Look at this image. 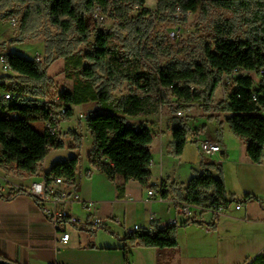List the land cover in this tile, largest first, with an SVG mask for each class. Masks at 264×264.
<instances>
[{
  "label": "trees",
  "instance_id": "16d2710c",
  "mask_svg": "<svg viewBox=\"0 0 264 264\" xmlns=\"http://www.w3.org/2000/svg\"><path fill=\"white\" fill-rule=\"evenodd\" d=\"M14 0H0V18L10 19ZM28 3L23 27L18 38L35 36L43 21H49L60 30L56 38L45 42L44 61L29 59L19 52L6 54V59L15 76L2 77L5 92L11 98L0 97V166L8 171L17 170L37 175L41 165L52 148L64 146L51 133V127L38 131L32 123L58 121L52 106L41 99L47 97L46 85L50 77L47 66L54 60L63 58L66 70L71 64L79 78L71 90L61 95L65 118L74 113V106L94 102L99 110L87 118V125L94 138V146L89 153L91 164L105 170L112 180L121 175L124 183L130 179L149 185L152 177L150 164L143 151L131 149L128 134L131 119L156 117L164 105L171 107L173 122L172 154L181 156L187 146L190 127L187 120L178 115L184 111L186 85L179 80L161 75V60L177 61L183 56L188 64L200 65L205 70L206 81L201 89L200 101L209 111L216 91L225 74L241 69L253 72L264 68V1L256 3L253 17L244 19L249 30L243 37L239 28L228 18L217 19L199 35L182 38L179 43L168 40L167 34L155 28L157 20L174 22L175 14L202 12L210 14V8L231 10L240 5L245 10L252 9L251 0H159L156 11L147 6L148 0H15ZM96 8H101L112 20L113 26L104 29L93 19ZM134 12H137L134 14ZM54 37V38H53ZM68 37L75 38L74 41ZM83 44L84 48L79 46ZM86 60V62H84ZM7 82V83H6ZM128 88V94L117 98L115 92ZM260 89L264 93V74ZM240 92L229 94L233 103H244ZM234 133L247 144V154L256 164L264 160V116L258 118H235L232 120ZM150 128H145V131ZM144 128L135 126L133 134L141 135ZM75 133V132H74ZM74 148L81 144L80 137ZM106 160L113 163L108 169ZM80 163L78 155L54 163L45 173V180L52 184L57 178L75 180ZM203 170L196 172L187 187L186 200L193 203H209L225 209L236 201L227 188L219 167L213 162L203 163ZM218 171L216 176L213 171ZM122 192L124 184L118 185ZM21 194H29L25 188L5 198L12 199ZM254 195L248 194L247 199ZM167 194L163 190V198ZM34 199L40 203L37 197ZM240 202V201H238ZM243 203V202H240ZM216 217L218 213H215ZM193 221L176 225H165L153 230L142 229L127 233L122 240L133 245L158 249L177 248L178 230ZM92 231L103 228L113 232L106 224L87 223L85 228ZM1 259L8 260L0 255ZM246 264H264V250Z\"/></svg>",
  "mask_w": 264,
  "mask_h": 264
},
{
  "label": "crops",
  "instance_id": "0c3cea01",
  "mask_svg": "<svg viewBox=\"0 0 264 264\" xmlns=\"http://www.w3.org/2000/svg\"><path fill=\"white\" fill-rule=\"evenodd\" d=\"M12 52H17L14 46L4 45L3 54ZM248 73H245L244 78L250 77ZM15 75L16 73L13 76ZM2 82L5 81L0 80V87ZM1 90L5 92L3 86ZM237 91L241 92L240 89ZM224 96L226 98L225 92ZM260 96H262L261 92ZM247 103L248 101L245 100L243 104L249 107ZM214 105L217 104L214 102ZM251 109L254 110V108ZM255 112L264 116L262 109ZM171 118L166 117L158 120L154 117H142L131 119L132 133L133 128L141 123H149L150 129L141 135H129V146H133L130 148L143 151L146 158L148 155L154 157L160 154L161 161L166 153L172 154L174 125ZM235 118L231 117L229 122L231 123V120ZM32 125L34 126V123ZM44 126V129L34 127L43 132L46 124ZM230 126L232 128V123ZM234 135L236 138L233 136V139L238 143L239 151H241L237 162L251 165L254 162L247 154L246 142L235 133ZM215 140L221 143V151L210 155L203 154L201 151L203 157L209 156L215 161L202 159L200 163L190 156V159L186 158V161L182 162L188 154L186 146L183 154L179 156L182 159L179 161L180 167L184 165L183 163L187 167V172L183 177L179 171L171 174L169 170H165L160 177L156 179L151 177L149 185L146 186L132 179L125 184L123 177L118 174L115 175V180H112L105 170L94 167L91 162L90 168L86 169V174L81 170L79 171L78 166L74 187L69 188L70 190L77 189L84 200L95 201V207L89 210L85 209L80 202L72 200L58 201L55 198H50L38 203L30 194H21L12 199L5 198L21 188L27 189L33 183L42 182L45 173L51 169L55 162L78 155L76 150L72 151V155L69 157L64 155L53 157L57 148H52L37 175H30L17 170L8 171L0 166V255L18 264H128L126 248L129 245L136 248V245H131L127 243L128 241L122 240L126 230L119 228L117 225L119 222L114 218H119L120 222L121 220L125 222L127 212L123 218L120 217L119 213L124 210V206L132 205V212L138 214L133 227L135 225L153 226L155 229L165 225L171 219H177L178 224L193 221L188 226L180 227L178 236L180 238L182 231L191 234L185 251L195 261H204L206 257L214 259L218 257L220 259V261L218 260L219 264H246L252 261L264 250V208L262 206H256L252 204V201L246 204L243 202L240 209L235 206L234 211H229L226 208L217 217L208 209L191 208L192 214L186 215L180 208L183 203L190 202L186 200L187 187L196 172L203 170V163L213 162L220 169L226 161L235 155L225 132L220 137H216ZM240 145L246 146V152L244 150L243 154ZM221 155H224L225 158ZM78 156L80 158V155ZM149 162L155 163L153 159H150ZM106 163L109 165L108 169L113 167L110 160H106ZM198 164H200L199 168L197 167ZM213 173L216 176L220 175L216 170ZM221 174L224 178L223 171ZM123 184L124 190L119 192L117 186ZM66 187L67 185H58L60 189ZM133 189L137 194L135 198L130 195ZM150 190H155L156 194L154 196L149 195ZM163 190L167 194L166 198H163ZM200 204L205 207L209 205L207 202ZM49 208L54 211L68 210L76 218V221L57 225L55 218L47 213ZM207 214L211 215L208 219L205 217ZM151 216L155 218L153 222L150 219ZM96 217L101 218L103 223L113 232L103 228L96 231L85 228L87 223L92 224L93 218ZM63 232H70L71 234L68 243L60 242ZM233 240H240V242L235 243ZM154 264L157 263L154 262Z\"/></svg>",
  "mask_w": 264,
  "mask_h": 264
},
{
  "label": "rangeland",
  "instance_id": "374dc122",
  "mask_svg": "<svg viewBox=\"0 0 264 264\" xmlns=\"http://www.w3.org/2000/svg\"><path fill=\"white\" fill-rule=\"evenodd\" d=\"M259 0H251L252 9L245 10L240 5H237L231 10H224L220 8H210V14L205 16L202 12L193 13L189 11L187 14L183 13L181 10L175 14L177 20L174 22H161L157 20L155 23V28L164 31L167 34L168 40L172 43H179L182 38H188L192 35H199L198 31L202 29H208V26L212 25L217 19L228 18L232 20L237 28H239V34L245 36L249 30V24L244 23V19L253 17V12L256 10V3ZM264 1V0H262ZM159 0H148L147 6L156 11L158 8ZM28 3L15 2L11 3L10 10L14 12L11 18H16L18 20V26L15 28L11 25L10 19L3 20L0 18V56L3 54L4 45H12L14 49L20 54L24 55L29 59H34L37 56L40 60L44 61V49L45 42L49 37L58 36L60 30L52 26L51 23L45 19L41 22L36 35L28 36L27 39H21L19 41L12 42L14 38H18L21 34V28L23 27V18L25 16L26 7ZM264 10V9H263ZM100 11V17H96V12ZM137 12H134L136 14ZM93 19L99 22V26L104 29H110L113 26V21L110 20L105 12L101 8H96L93 13ZM171 29H176L178 31V37L172 40L168 36V31ZM53 37V38H54ZM72 42L75 40L73 37H68ZM76 42V41H74ZM85 45L81 44L80 48H84ZM177 61L169 60L168 58H163L161 60V75L171 77L179 80L182 84L186 85V98L184 100L185 109L181 115L183 118L187 119V124L190 127V133L188 136V154L184 159H180L179 156L166 153L164 159L160 158V154L154 157L147 156V161L150 164V168L153 172L152 179H156L162 175L165 170H169L171 174L177 173L183 177L187 172V167L184 165L180 167L179 161H186V158L196 159L200 163L202 159L205 161H215L209 156L202 155L199 147V141L205 139H213L220 137L223 132H225L226 138L230 142V145L234 149V156L226 161L223 166H221L220 172L223 171L224 180L226 182L227 188L231 194H234L236 199L229 208L226 210L234 211L238 201L244 202V204L252 201V204L256 206H262L264 208V160L261 164L252 163L251 165L244 164L243 162H237L238 156L240 155L239 145L233 139L235 137L233 129L231 128V123L229 119L231 117L236 118H258L261 114L255 112L261 110L264 112V93L259 89L261 77L256 72H249V78H244L245 73H240V75H235L232 79V83L227 85L225 80V75L222 78V84L216 91L214 102L211 104V109L207 111L205 109V104L200 101L201 89L206 81L205 70L200 65H192L186 63L184 57L181 56ZM86 62V60L84 61ZM47 72L50 77L49 83L46 85L47 97L41 99L42 101L48 102L52 108L56 117L58 112L62 108V101L60 98L61 93L64 90H71L74 87L75 81L79 78L77 70L74 69V65L71 64L69 69L66 70V61L63 58H58L54 60L50 65L47 66ZM15 73L11 69H4V64L0 61V80L1 77L13 76ZM239 78V79H236ZM226 81V80H225ZM224 82V83H223ZM240 84V86H238ZM0 94L5 93L1 90ZM240 89L241 94L244 96V101H248L250 95L259 90L261 92L260 99L258 102L248 101L247 107L245 104L233 103L229 97V94L233 91ZM224 90V91H223ZM224 92L226 98L224 96ZM1 94V95H2ZM117 98L128 94V88H125L122 92H115ZM227 105V107H225ZM226 108V111H225ZM251 108H254L252 110ZM228 109V110H227ZM99 107L96 103L90 102L74 106V113L72 116L65 118L60 117L58 129L62 132V139L65 142L64 146L57 148L53 157L57 155H64L66 157L71 156L72 151L76 150V153L80 155V165L79 171L86 174V169L90 168L89 153L94 146L93 135L87 125L86 116H89L92 112L98 111ZM190 110V111H189ZM228 111V112H227ZM189 113V114H188ZM82 115H85L82 117ZM171 107L166 104L161 109L159 115L154 117V119H165L166 117L171 118ZM233 120V119H232ZM231 120V122H232ZM45 123L35 122L34 126L38 129H44ZM75 132V133H74ZM128 134L131 136L132 133V122H129ZM80 137L81 144L77 148L72 146L77 140L74 137ZM236 138V137H235ZM240 140V139H239ZM240 142H242L240 140ZM242 144H244L242 142ZM242 148V154L246 146L240 145ZM133 148L132 145H130ZM225 158L224 155H221ZM58 157V156H57ZM150 159H153L155 163H150ZM162 162V164H161ZM191 167V165H189ZM200 167V164L197 166ZM180 175L178 176L180 178ZM254 195L251 199H247V195ZM134 198L137 196L135 189L130 194ZM125 212H127L126 220H121L118 225L119 228L126 230L129 233L133 229L134 221L138 218V214L132 212V205L124 206V210L119 213L120 217L123 218ZM200 212V211H199ZM210 214L205 217L210 218ZM94 219V218H93ZM180 238L178 236L179 246L177 248L169 249H158L152 247H142L136 245V248H132L130 245L126 248V256L128 264H219L218 257L214 258L206 257L204 261L193 260L189 253L185 251L187 249V244L189 242L191 234L186 231H182ZM124 235V236H125ZM264 235V233H263ZM181 241V243H180ZM234 241V240H233ZM235 243L240 242V240H235ZM127 243L133 245L130 241Z\"/></svg>",
  "mask_w": 264,
  "mask_h": 264
},
{
  "label": "built area",
  "instance_id": "2783aa9c",
  "mask_svg": "<svg viewBox=\"0 0 264 264\" xmlns=\"http://www.w3.org/2000/svg\"><path fill=\"white\" fill-rule=\"evenodd\" d=\"M96 15H100V11L96 12ZM11 25L13 27H17L18 26V20L16 18H11L10 19ZM168 36L170 39L175 40L178 37V31L176 29H171L168 31ZM38 60H40V57L37 56L36 57ZM0 61L4 64V69L8 70V62L6 59V54H2L0 56ZM248 71L245 70H241V69H235L233 72L225 74V80L224 82L229 85L232 83V79L234 78L235 75H238L240 73H245ZM256 72L258 75H260V77L264 74V68L253 71ZM223 82V83H224ZM0 97H3L5 99H9L11 98V92H5L2 95H0ZM239 97L243 98V95L239 94ZM260 99V93L259 90L253 92L248 101H252V102H258ZM66 114V109L64 107L61 108V110L58 112L57 114V118L60 119V117H63ZM183 114L182 111L178 112V115L181 116ZM85 115H82V117H84ZM88 118V116H86V119ZM59 124V120L57 122L54 121V119H52L49 123L46 124V127H51V133L54 134L58 141L63 140L62 139V132L58 129V125ZM140 128H150L149 123H141L139 125H136ZM199 147L200 150L203 152V154H214L217 153L219 151L222 150V145L220 142L213 140V139H205V140H200L199 141ZM64 160V159H61ZM75 180H67L64 178H57L52 184H48L44 178V180L42 182L39 183H33L30 187H28L26 190L27 192L32 195L33 197H37L40 202L46 201L50 198H55L58 201H68V200H72V201H76V202H80L82 204V206L89 210L95 207V201L94 200H84L81 197L80 192L77 189H73L70 190L69 187L73 186L74 187V182ZM58 185H67L66 188L64 189H60L58 188ZM156 194L155 190H150L149 191V195L154 196ZM242 207V204L239 203L236 205L237 209H240ZM181 211L186 214V215H190L192 214V209L191 208H195V209H208L210 211H212L213 213H218L221 214L222 212L225 211L224 207H219L217 208L216 205L214 204H209L207 207L203 206L202 204L199 203H193V202H186L183 203L182 206L180 207ZM47 213L49 215H52L56 222L57 225H59L60 223H73L76 221V218L74 216H72L70 214V212L68 210H61V211H54L51 208L47 209ZM117 222L120 223L119 218H114ZM151 221H154V216H151ZM94 225H98L103 223L101 218H94L92 220ZM178 224V220L177 219H171L169 222H167L165 225H176ZM163 225V226H165ZM142 229H148V230H153V226H149V227H143L141 225H135L133 227L132 230H130V232H135L137 230H142ZM71 238V234L70 232H63L61 238H60V242L61 243H68L69 240Z\"/></svg>",
  "mask_w": 264,
  "mask_h": 264
},
{
  "label": "water",
  "instance_id": "95a60500",
  "mask_svg": "<svg viewBox=\"0 0 264 264\" xmlns=\"http://www.w3.org/2000/svg\"><path fill=\"white\" fill-rule=\"evenodd\" d=\"M0 264H18V263L12 262L10 260H4V259L0 258Z\"/></svg>",
  "mask_w": 264,
  "mask_h": 264
},
{
  "label": "bare ground",
  "instance_id": "6f19581e",
  "mask_svg": "<svg viewBox=\"0 0 264 264\" xmlns=\"http://www.w3.org/2000/svg\"><path fill=\"white\" fill-rule=\"evenodd\" d=\"M96 17H100V15H96ZM8 69H11L10 65L8 64Z\"/></svg>",
  "mask_w": 264,
  "mask_h": 264
}]
</instances>
